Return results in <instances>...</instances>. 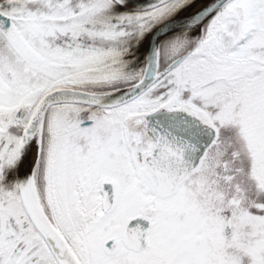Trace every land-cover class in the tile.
Listing matches in <instances>:
<instances>
[{"label":"snow or ice","instance_id":"snow-or-ice-1","mask_svg":"<svg viewBox=\"0 0 264 264\" xmlns=\"http://www.w3.org/2000/svg\"><path fill=\"white\" fill-rule=\"evenodd\" d=\"M0 264H264V0H0Z\"/></svg>","mask_w":264,"mask_h":264}]
</instances>
